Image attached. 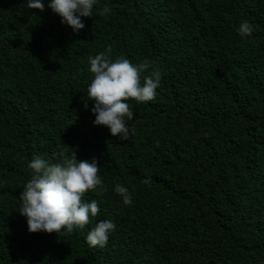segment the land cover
<instances>
[{
  "label": "trees",
  "instance_id": "obj_1",
  "mask_svg": "<svg viewBox=\"0 0 264 264\" xmlns=\"http://www.w3.org/2000/svg\"><path fill=\"white\" fill-rule=\"evenodd\" d=\"M44 3L0 0V264H264V0H98L79 32ZM109 47L149 62L141 83L162 73L155 99L129 98L127 140L86 101L89 56ZM62 144L97 158L105 190L83 199L101 212L72 233L29 232L28 163ZM106 218L116 229L90 247Z\"/></svg>",
  "mask_w": 264,
  "mask_h": 264
},
{
  "label": "clouds",
  "instance_id": "obj_2",
  "mask_svg": "<svg viewBox=\"0 0 264 264\" xmlns=\"http://www.w3.org/2000/svg\"><path fill=\"white\" fill-rule=\"evenodd\" d=\"M97 3L98 0H47V7L60 17L62 24L79 32L85 27L83 18L94 15ZM27 7L43 10L45 3L44 0H27ZM105 11H108L107 6ZM253 30L248 20H243L237 29L242 38L250 36ZM110 52L109 47L107 52L89 56V71L93 77L87 87L86 101H92L90 111L95 115L94 125L107 126L113 136L127 140L131 132L128 121L135 115L129 98H134L136 103L155 99L162 73L153 68L141 83V73L149 69V62L133 63L125 57L112 60ZM84 107L88 108L87 102ZM63 145L58 146L55 161L37 154L28 163L31 175L18 200L19 213L26 218L29 232L72 233L85 228L90 219L101 212L100 201L83 199L88 190L98 186L101 191L105 190L98 174L101 167L97 158L78 160L75 151ZM149 179L145 177L144 182L148 183ZM114 191L124 204H132V193L127 186L116 183ZM116 227L111 219L96 221L85 241L90 247L103 248Z\"/></svg>",
  "mask_w": 264,
  "mask_h": 264
}]
</instances>
